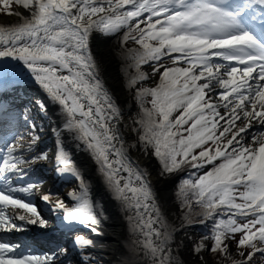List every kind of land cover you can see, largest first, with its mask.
Here are the masks:
<instances>
[{"label":"snow or ice","instance_id":"1","mask_svg":"<svg viewBox=\"0 0 264 264\" xmlns=\"http://www.w3.org/2000/svg\"><path fill=\"white\" fill-rule=\"evenodd\" d=\"M0 13L19 18L0 26V61L21 62L60 106L62 130L85 145L106 187L129 213L131 231L142 237L133 240V251L142 253L143 264H182L174 232L194 223L193 215L203 217L201 224L213 222L191 249L201 264L202 252L217 254L219 264H264V0H0ZM94 32L117 36L134 62L136 75L127 87L156 84L136 89L141 111L132 131L146 152L152 150L161 175L195 170L180 186L187 211L178 228L161 215L147 173L128 162L118 128L121 108L105 90L90 52ZM129 43L139 48L125 47ZM23 121L24 132L0 137V233L46 227L31 198L39 195L49 204L58 195L41 193L45 181L30 174L32 165L49 156L34 151L39 126L26 114ZM256 124L261 130L253 134ZM57 144L55 171L76 177L80 191L69 193L72 207L57 199L50 210L62 211L66 226L79 224L101 235L88 186ZM72 245L81 264H92L85 256L91 240L77 235ZM20 249L0 240V264H73L68 247L43 255Z\"/></svg>","mask_w":264,"mask_h":264},{"label":"bare ground","instance_id":"2","mask_svg":"<svg viewBox=\"0 0 264 264\" xmlns=\"http://www.w3.org/2000/svg\"><path fill=\"white\" fill-rule=\"evenodd\" d=\"M20 11L23 12L22 9H20ZM25 15H27V13H25ZM18 22L19 18L16 16L6 15L0 17V26H10L17 24ZM113 36L114 35H110L108 37L102 33L94 32L89 41L90 52L97 65L99 79L103 83L105 90L113 97L117 106L121 108L122 122L118 125V128L123 137V142L126 145L128 162L133 167L147 173V180L151 185L161 215L167 223L178 228L180 223L177 222L174 208L166 201L170 178L166 176L162 177L156 173L157 165L155 164L154 158L142 149V145L138 140V133L132 131V128L135 127V125L129 114L132 102L128 93H130L131 88L127 87V85L133 78L132 73L134 71L132 67H134V62L132 61V63H130L132 65L131 69H127L128 79L125 81L122 80V77L119 74L120 60H118L120 46L116 41L110 42V39ZM141 70H143L142 66ZM32 78L35 85L34 94H37L35 96L37 101L34 105L39 114H42L46 120L43 126L48 129V132L47 130L42 131L40 136L41 138L45 136V139L48 141L50 154L48 155L49 159L47 161L32 165L34 172L30 174L42 170L49 185H51V182H59L58 184L62 183V179L59 180L61 176L57 175L54 167V156L58 149L57 141L60 140L64 151L72 162V167L85 179L88 186V199L93 205L95 215L100 220L99 231L102 234L96 235L79 224L66 226L62 220V211H51V207L47 206V204L40 199L39 195H36L31 199L38 205L41 212L43 210L45 211L42 215L48 221V225L44 228L28 225L26 226L25 231L12 232V234H15L17 237H22L26 243L30 244H32L30 238L23 237V234L25 235V233L31 232L39 236L41 239L35 242L37 247L30 249L32 250V253L36 255H43L47 251L44 250V248H41V245L43 247V245L47 244L49 241H58V231H62V236L65 237V242H68L74 250L73 252L76 256V263L81 264L80 255L78 254V250L73 247L72 241L77 235H81L79 232L89 231L88 235L82 236L92 241V245L85 250V256L90 258L92 264H97V259H100L103 264H143L144 258L142 253L133 251V248L135 247L133 240L141 239L142 237L131 231L128 220L129 213L121 210L120 203L114 199L113 194L106 187L102 175L98 172V165L91 157V154L86 150L85 145L76 140L73 134H69L62 130L65 117L60 106L53 103L48 96V93L36 83L33 76ZM37 102L43 103L46 106L47 111L42 112ZM126 125L127 127H125ZM54 129L61 131L60 133L54 132ZM129 145H135V147H127ZM68 175L72 178L68 181L67 190H71L77 186L76 189H78L77 192H79L80 185L77 183L76 177L71 174ZM125 175L127 174L125 173ZM74 182L77 184L73 186ZM55 186L57 185L52 184L51 189ZM47 188L48 187L43 185L40 192L46 193ZM67 190L63 193L66 196L69 195V191ZM22 198L28 199L27 197ZM70 203L74 205L75 202L71 200ZM51 204L54 203L51 202ZM69 206L72 207L70 204ZM17 222L19 223V221ZM56 227H59L58 230H56ZM51 230H53V232ZM71 230L75 231L77 234L71 235ZM26 243L24 244L27 245ZM174 243L176 246L174 251L178 261H181L182 264H201L196 257L188 252V239L182 235V229L174 232ZM204 261H206V264L208 263L206 259H204Z\"/></svg>","mask_w":264,"mask_h":264},{"label":"rangeland","instance_id":"3","mask_svg":"<svg viewBox=\"0 0 264 264\" xmlns=\"http://www.w3.org/2000/svg\"><path fill=\"white\" fill-rule=\"evenodd\" d=\"M4 16H6V15L3 14V13H0V17H4ZM117 35H119V34H117ZM111 41L112 42L116 41V43H118L119 46H120V53L118 55V57H119L118 60H120V64H119V68H120L119 71L120 72H119V74L121 75L122 80L125 81L126 79H128L127 78V69L128 68L131 69L132 65L130 63H132V60L131 59H127L125 57V52H124L125 48H122L120 42L117 39V36H113L110 39V42ZM125 47L139 48L138 45H133L131 43H129V45H127ZM169 61H168V65L171 66V63ZM141 66H142L143 70H147V67H148L147 65H141ZM132 69L134 71L132 73V75L134 77L136 75V69L134 67H132ZM142 85L145 86V87H155L156 86V84L152 80H148V81H142V82L138 83L135 88H131L130 93H128L129 94V98L131 99V102H132V106L130 108V113L129 114L131 115L133 120L137 118L138 113H140V111H141L138 102L134 99V94H135L136 89L140 88ZM36 95L37 94H34L33 95L34 97H32L35 100V102L37 101V98L35 97ZM149 99H151V98L149 97ZM145 106L146 107H151V105H145ZM135 127L139 128V125H135ZM41 130L45 131V130H47V128L45 127L44 129H41ZM209 143H211V142H209ZM142 149H143V147H142ZM40 151H44V152H47V153L49 152V154H50L49 146H45L44 149H41ZM40 151H37L36 153H38ZM147 152L154 158L155 164L157 165L156 173L159 174L160 176H162L161 175V166H160L157 158L152 154V150L151 149L147 150ZM40 162H44V161H38L37 163H40ZM218 163H219V161H218ZM210 169H211V167L205 169L204 171H207V170H210ZM204 171H201L200 174H203ZM190 172H192V171H186L179 177L176 176V174L178 175L179 172H177L175 174H172V175H168V174H164L163 175V176H166V177L170 178V184H168V186H169V188H168L169 189L168 190V196H166L167 197L166 201L174 208V212H175V215L177 216L176 218H177V222L178 223H181L182 213L187 211V209L186 208H182V205H181V197L179 195L180 186L182 185L183 180L189 178V173ZM61 177L63 178V176H61ZM81 178L85 181V179L83 177H81ZM63 180H66V182H64ZM76 181L80 185V182L78 180H76ZM77 183L74 182L73 186L75 184H77ZM59 185H60V188L56 192L58 195H54L51 198V202L55 203V201L57 199H60V200H63L68 206H69V204L72 206L73 204L70 203L71 199H70V197H68L69 195L66 196V195L63 194L64 191H66L67 187H68L67 186L68 185L67 179H62V183H60ZM55 187H53L52 189H54ZM76 188H77V186L72 188L73 190L71 189V190H67V191H69V193L73 192V191H78V189H76ZM189 195H191V193H189ZM51 202L49 204H47V206L51 207L52 206ZM193 208L195 209V211H197V212L199 211V209L195 206V204H193ZM192 219L194 221V223H192L193 225H195V224H199L200 225L199 221L202 220L203 217L202 216H198V215H193ZM212 223L213 222L209 220V221H206L204 224H202V225H206L207 226L205 228V230L208 231L207 234L210 231ZM192 224H186L185 227L182 229V235L185 238L188 239V252L191 255H192V251H191L192 247L195 244H198L201 241V239H202V236H198V237L195 236L193 234V232H192V229L191 228L189 229V227H187V225H192ZM72 232H74V231H72ZM88 233H89V231L79 232V234H81V235H88ZM237 235H239V234H237ZM205 243H210V241H205ZM201 255L204 257V259L207 260V262H208L207 264H219L220 258H219V256L217 254H209L207 252H202ZM96 261L98 262L97 264H103V262L100 259L99 260L97 259ZM258 264H259V262H258Z\"/></svg>","mask_w":264,"mask_h":264},{"label":"water","instance_id":"4","mask_svg":"<svg viewBox=\"0 0 264 264\" xmlns=\"http://www.w3.org/2000/svg\"><path fill=\"white\" fill-rule=\"evenodd\" d=\"M108 37H109V36H108ZM12 79H14L15 82L19 84V79H21V77L19 76V78H18L17 74H14V75H12ZM22 95H24L23 92H22ZM24 96H25V95H24ZM42 120H43V119H42ZM43 122H44V120H43ZM191 170H192V169H189V170H186V171H191ZM186 171H184V172H186ZM184 172H179V174H178L177 176H178V177L181 176Z\"/></svg>","mask_w":264,"mask_h":264},{"label":"trees","instance_id":"5","mask_svg":"<svg viewBox=\"0 0 264 264\" xmlns=\"http://www.w3.org/2000/svg\"><path fill=\"white\" fill-rule=\"evenodd\" d=\"M200 231H202V229H200Z\"/></svg>","mask_w":264,"mask_h":264}]
</instances>
